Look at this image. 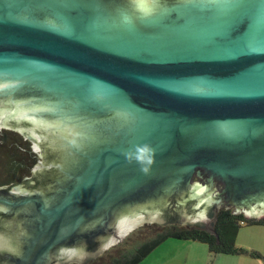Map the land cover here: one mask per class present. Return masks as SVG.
Returning <instances> with one entry per match:
<instances>
[{
  "label": "water",
  "instance_id": "obj_1",
  "mask_svg": "<svg viewBox=\"0 0 264 264\" xmlns=\"http://www.w3.org/2000/svg\"><path fill=\"white\" fill-rule=\"evenodd\" d=\"M13 127L52 157L0 189V264H88L183 199L263 219L264 0H0Z\"/></svg>",
  "mask_w": 264,
  "mask_h": 264
},
{
  "label": "trees",
  "instance_id": "obj_2",
  "mask_svg": "<svg viewBox=\"0 0 264 264\" xmlns=\"http://www.w3.org/2000/svg\"><path fill=\"white\" fill-rule=\"evenodd\" d=\"M32 141L17 130L16 127L5 129L0 134V189L18 187L25 191H32L44 185L49 175L48 170L33 172L38 160L49 161L51 151L45 149L42 156L32 152ZM180 206H176L174 214L170 216L169 223L164 226H156L153 231H134L111 251H118L116 257L105 264H142L144 260L155 252L167 240L189 241L207 245L211 255L237 256L246 254L237 247V237L243 227H264V218L261 220L248 219L243 214H235L232 209L219 211L211 234L200 228L178 224L183 216L182 200ZM188 205L187 208H189ZM6 222L0 217V228L6 229ZM6 227V228H5ZM19 231H21L19 229ZM255 258L262 259L258 253H253Z\"/></svg>",
  "mask_w": 264,
  "mask_h": 264
},
{
  "label": "rangeland",
  "instance_id": "obj_3",
  "mask_svg": "<svg viewBox=\"0 0 264 264\" xmlns=\"http://www.w3.org/2000/svg\"><path fill=\"white\" fill-rule=\"evenodd\" d=\"M155 226H140L134 231L143 229V231H153ZM261 231L264 230V227H243L242 233H245L244 231ZM189 241H179L175 239L167 240L165 243H163L155 252H153L151 255H149L142 264H186L187 259L191 262L196 259L199 263V261L205 257V254L201 253L199 248H188L186 243ZM201 245V246H198ZM259 245H262V243H259ZM197 247H202L204 249H207L209 251V247L204 244H197ZM113 249V248H112ZM111 250V249H110ZM109 250V251H110ZM108 251V252H109ZM101 253V255L97 258H95L93 261H91L88 264H105L109 263V260L116 257L118 254V251H111L110 253ZM175 258V259H174ZM196 264L197 262L194 261ZM190 264V263H189Z\"/></svg>",
  "mask_w": 264,
  "mask_h": 264
},
{
  "label": "crops",
  "instance_id": "obj_4",
  "mask_svg": "<svg viewBox=\"0 0 264 264\" xmlns=\"http://www.w3.org/2000/svg\"><path fill=\"white\" fill-rule=\"evenodd\" d=\"M248 228V227H246ZM242 230V229H241ZM240 230L238 237H237V247L244 250L246 254L237 255V256H224V255H216L213 256L210 254L207 249L202 247H197L195 242H187L188 248H199L201 253L205 254L199 263L196 259L194 261L197 264H264V230L261 231H244L242 233ZM262 243V245H259ZM201 246V245H198ZM253 253H258L262 256V259L255 258ZM175 259V258H174ZM189 259V258H188ZM186 261V264H196L194 261L191 262L190 260Z\"/></svg>",
  "mask_w": 264,
  "mask_h": 264
},
{
  "label": "flooded vegetation",
  "instance_id": "obj_5",
  "mask_svg": "<svg viewBox=\"0 0 264 264\" xmlns=\"http://www.w3.org/2000/svg\"><path fill=\"white\" fill-rule=\"evenodd\" d=\"M24 136H25V138H28V137L30 136V134H26V135H24ZM31 145H32V144H31ZM32 152H33V151H32ZM37 156H38V154H37ZM40 161H41V160L39 159V160H38V164H39ZM38 164H37V165H38ZM37 165H36V166H37ZM36 166H35V167H36ZM188 226H189V225H188ZM203 226H204L205 228L207 227L206 225H203Z\"/></svg>",
  "mask_w": 264,
  "mask_h": 264
},
{
  "label": "snow or ice",
  "instance_id": "obj_6",
  "mask_svg": "<svg viewBox=\"0 0 264 264\" xmlns=\"http://www.w3.org/2000/svg\"><path fill=\"white\" fill-rule=\"evenodd\" d=\"M142 7H143V5H142Z\"/></svg>",
  "mask_w": 264,
  "mask_h": 264
}]
</instances>
